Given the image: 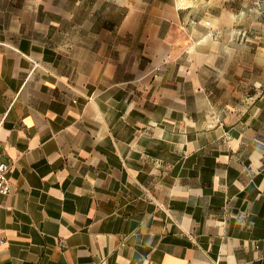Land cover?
Returning a JSON list of instances; mask_svg holds the SVG:
<instances>
[{
	"label": "crops",
	"instance_id": "obj_1",
	"mask_svg": "<svg viewBox=\"0 0 264 264\" xmlns=\"http://www.w3.org/2000/svg\"><path fill=\"white\" fill-rule=\"evenodd\" d=\"M96 1L0 0V264H264V96L232 102L220 53L182 79L184 0Z\"/></svg>",
	"mask_w": 264,
	"mask_h": 264
},
{
	"label": "rangeland",
	"instance_id": "obj_2",
	"mask_svg": "<svg viewBox=\"0 0 264 264\" xmlns=\"http://www.w3.org/2000/svg\"><path fill=\"white\" fill-rule=\"evenodd\" d=\"M49 1H53L56 9H64L70 15L83 17L89 23L92 13L101 8V2L96 0H86L85 9L75 5L79 0ZM209 1L210 4L200 1L197 6L196 1L194 5L191 0H184L180 12L182 26H172L168 22L162 29L177 47V53H192V57L181 55L177 58L180 66L184 69L190 66L200 68L198 73L195 68L194 74L182 79L209 83L212 77L206 58L195 56L194 53H220L222 58L219 65L229 64L230 67L233 87L229 93L230 100L236 102L240 94L241 101L248 106L258 96H264V0ZM101 12L102 24H105L107 21L121 22L127 9L119 4H108ZM69 44L72 46L75 43ZM169 51L171 53V49ZM199 108L202 110L204 106Z\"/></svg>",
	"mask_w": 264,
	"mask_h": 264
},
{
	"label": "built area",
	"instance_id": "obj_3",
	"mask_svg": "<svg viewBox=\"0 0 264 264\" xmlns=\"http://www.w3.org/2000/svg\"><path fill=\"white\" fill-rule=\"evenodd\" d=\"M12 169L11 163L0 161V194L10 195L13 192V186L8 179V175ZM7 241L5 238H0V248L5 246Z\"/></svg>",
	"mask_w": 264,
	"mask_h": 264
}]
</instances>
